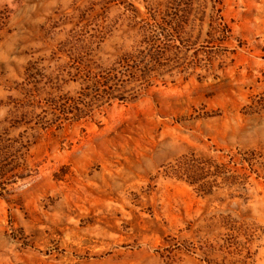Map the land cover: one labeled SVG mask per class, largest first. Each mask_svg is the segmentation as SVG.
<instances>
[{"label":"rangeland","instance_id":"rangeland-1","mask_svg":"<svg viewBox=\"0 0 264 264\" xmlns=\"http://www.w3.org/2000/svg\"><path fill=\"white\" fill-rule=\"evenodd\" d=\"M151 45L134 101L60 113ZM0 264H264V0H0Z\"/></svg>","mask_w":264,"mask_h":264},{"label":"trees","instance_id":"trees-1","mask_svg":"<svg viewBox=\"0 0 264 264\" xmlns=\"http://www.w3.org/2000/svg\"><path fill=\"white\" fill-rule=\"evenodd\" d=\"M187 8H189V11L186 9L184 11L185 15L191 10V2H189ZM170 9L171 8L168 7V10ZM165 13L167 15V10ZM216 14L217 15L212 14L210 17V32L211 34L219 35V41H228L231 37L230 29L220 16V12L216 11ZM186 17L187 16L184 18ZM184 18L181 17L180 20L175 22L162 21V24L169 26L173 25V31L175 34H179L183 30V26L186 24ZM155 24L156 26L159 25L157 22ZM169 37L172 38L169 35H166L164 38ZM169 51L170 46L165 45L163 48L157 50L155 46L151 45L146 54L149 57L147 60L136 59L134 53L125 54L120 59H117L113 66L98 72V74L89 79L87 83H90V86L87 85L82 93H80L79 97L68 99V105L64 103L60 104V113L66 117L71 115L77 119L87 116L88 109H84V105L81 107V104L86 99H90L89 101L94 103H100L102 101L130 103L134 101L138 95L135 94L133 87L136 85L145 86V88L150 86V73L155 69L158 70L164 68L166 62L169 60L165 58V55L168 54ZM140 65L143 66L140 67Z\"/></svg>","mask_w":264,"mask_h":264}]
</instances>
